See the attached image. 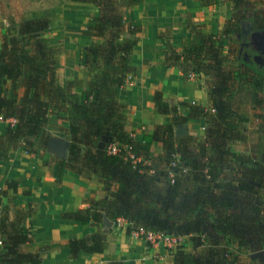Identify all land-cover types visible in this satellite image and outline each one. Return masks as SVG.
Listing matches in <instances>:
<instances>
[{
    "label": "trees",
    "instance_id": "1",
    "mask_svg": "<svg viewBox=\"0 0 264 264\" xmlns=\"http://www.w3.org/2000/svg\"><path fill=\"white\" fill-rule=\"evenodd\" d=\"M65 1L91 3L98 8V15L90 19L84 33L101 40L78 45L80 63L89 79L59 82L56 73L59 51L43 35L51 25L50 17L29 12L18 21L8 18L5 32L0 35V79L8 80L13 92L8 97L0 83V115L5 123L0 131V160L6 159L18 145L28 153L47 145L50 141L48 116L56 114L68 122V149L65 158L57 160V182L64 170L69 169L96 175L105 185L109 182L118 185L107 198L91 200L88 208L62 215L98 226L89 238L66 242L71 258H76L81 251L102 252L106 245L101 231L103 221L106 219L110 226L116 227L117 219L122 218L125 224L119 228L126 233L149 229L183 234L191 241L196 252L187 254L177 246L172 251L173 264H237L234 241L228 236L230 224L211 225L214 233L225 237L223 242L217 237H208L205 229L208 218L226 222L233 217L228 209L233 205L230 187L211 185L219 175L222 159L238 156L225 147L226 141L245 137L239 124L248 118L233 108V99L239 91L247 89L252 107L264 108V55L257 38L264 31V0H230L234 14L225 20L217 35L204 32L202 24L187 18L186 27L193 38L185 40L179 51L168 42L162 64L177 68L184 79L202 78L210 106L179 101L177 104L187 107V111L178 114L177 106H171L162 92L154 91V112L173 117L169 124H156L143 140L133 138L122 113L125 105L116 98L117 91L133 82L137 75L130 57L140 41L139 28L125 22L124 13L142 0ZM211 1L217 2L204 0L201 4H211ZM223 38H232L236 45L232 49L228 47L229 54L224 53ZM257 57L261 60L257 61ZM17 85L21 88L20 98ZM75 88L82 90L78 93ZM257 116L264 120V114ZM199 120L207 124V144L200 149V156L206 157L207 163L195 158L189 148V136L174 133L176 125L188 122L196 125ZM111 142L126 146L136 160L125 157L124 152L109 154L107 146ZM157 143L162 150L154 156L151 148ZM175 154L177 164L170 166ZM190 170L195 173L192 179L200 182V188L189 203L177 202L175 199L181 190L188 186L185 177ZM169 171L174 173L173 182L168 177ZM157 181L168 184L165 194L155 191ZM206 184L209 187L205 191ZM218 186L222 187L224 197L214 200ZM32 211L30 207L15 209L13 219L8 220L5 214L0 217L4 247L0 264H40L41 253L49 250L48 246L37 252L21 250V245L33 239L32 232L24 227ZM236 244L241 245L243 241Z\"/></svg>",
    "mask_w": 264,
    "mask_h": 264
},
{
    "label": "crops",
    "instance_id": "2",
    "mask_svg": "<svg viewBox=\"0 0 264 264\" xmlns=\"http://www.w3.org/2000/svg\"><path fill=\"white\" fill-rule=\"evenodd\" d=\"M208 11L207 6L199 4V0H142L125 11V22L139 28L137 36L140 41L130 57L131 66L137 70V75L133 82L117 91L116 98L125 105L122 113L135 140H143L156 124H169L172 121V114L154 112L152 94L156 90L162 92L170 105V100L174 99L206 108L210 106L207 86L202 78L199 81L184 79L177 68L162 64L163 50L168 42L179 51L183 42L192 35L186 27L187 18L205 25L204 32L215 34L221 29L224 19H219V24L217 22L214 28L206 20ZM97 15L98 8L95 5L74 1H67L38 15L51 19V25L43 35L59 51L56 73L61 84L75 78L89 79L87 70L80 63V50L76 46H86L101 40L84 33L90 19ZM211 15L213 14L210 13V19ZM260 34L264 35V31ZM256 60L259 61L258 57ZM0 83L6 88L7 96H11L13 88L10 82L0 79ZM16 89L20 98V86L17 85ZM81 90L75 88L78 93ZM247 92V89H242L233 99V108L248 118L246 122L239 124V130L245 137L243 140L225 143V147L238 156L229 157V160L227 157L222 159L218 167L219 175L211 182V185L216 183L224 188L230 187L233 205L228 209L233 217L226 222L208 218L205 229L208 237H217L223 242L225 237L214 233L211 225L230 224L231 233L228 236L234 241L232 247L238 254L237 264H255L251 254L247 255V260L243 259L246 256L241 253L242 247L244 242L257 240L256 232L261 233L259 237L264 235V147L252 150V146L257 143L253 139L264 127V120L257 118L258 114H264V108H253ZM238 96L246 99V110L241 108V104H235ZM181 111L178 109V114H185L187 107L183 106ZM4 124L0 115V131ZM178 126L186 129L180 136L190 137L189 148L195 158L201 163H207V158L200 156L201 146L207 144L205 121L199 120L196 125L192 122L176 125L174 130ZM67 127L66 120L50 114L47 124L50 141L56 144L67 141ZM151 150L157 156L161 153V144L157 143ZM62 157L48 143L35 153H28L22 145H18L6 159L0 160V217L5 214L11 220L15 209L30 207L33 210L24 221V227L32 232L33 239L21 245L23 252H37L48 246L49 250L41 253L40 264H173V250L169 251L162 244L151 246L134 232L126 233L124 229L112 226L104 228L103 224L101 231H104L106 238L103 251L92 254L81 251L76 258H71L70 250L65 247L66 242L69 239L89 238L98 230V226L62 215L79 208H88L91 200L107 198L116 191L118 185L115 182L105 185L96 175L79 174L69 169L64 170L61 180L57 182V160ZM235 161L240 164V169L231 168V163ZM194 174L191 170L186 174L188 186L181 190L175 201H192L200 188V182L192 179ZM221 186L215 188L214 196L217 197L214 200L224 197ZM208 187L207 184L204 185L205 191ZM167 190L168 184L163 181L155 183L156 192L163 195ZM175 208L178 209V205ZM207 208L211 209L208 205ZM247 230L251 231L246 232ZM180 236L183 241H187L186 245L189 247L185 253H195L192 242L183 234ZM2 240L0 235V254L4 251ZM240 240L243 244L237 245Z\"/></svg>",
    "mask_w": 264,
    "mask_h": 264
},
{
    "label": "rangeland",
    "instance_id": "3",
    "mask_svg": "<svg viewBox=\"0 0 264 264\" xmlns=\"http://www.w3.org/2000/svg\"><path fill=\"white\" fill-rule=\"evenodd\" d=\"M65 2H67V1H65V0H0V35L5 32V26L7 23L6 20L8 18H13L16 21H18L20 19V17H22V15L25 13L30 12V13H34L35 15H39V14H42L43 12H45L46 10L58 7L59 5L65 3ZM203 2H204V0H199V4H201ZM205 6H207V9H209V11L206 13V20L214 28L217 26V22L219 24V19H224V22H225V20L231 18L232 15L234 14L230 0H217L216 3H212V1H211V4H205ZM210 13L213 14V16L211 15L212 16L211 19H210ZM217 18H218V20H216ZM189 21L196 23L191 18L189 19ZM56 22H58V18H56ZM224 22H223L222 26L224 25ZM203 26L205 27V25H203ZM206 33H209V32H206ZM217 33H218V31L215 34L217 35ZM261 35L262 34L258 35L257 38L260 40L259 44L262 46L261 50H262L263 55H264V35H262V37H261ZM190 38L192 39L193 35L188 37V39H190ZM221 42L223 44L225 54L226 53L229 54L228 47H231L230 49H232V48H235V46H236L234 44V41L232 38L231 39L223 38L221 40ZM76 47H78V46H76ZM258 59L261 60L260 57H258ZM170 102H171V106H177L179 111L182 112L181 110H182L183 106L178 105L177 104L178 101L171 99ZM235 104H239V105L241 104L242 105L241 108L243 110H246V108H247L246 99L243 98L242 96H238L235 99ZM254 117H256L255 114H254ZM256 136L257 137L254 138L253 141L254 142L256 141L257 143L254 146H252V150H260L261 148L264 147V127L262 128V131L260 130V134H257ZM253 152H256V151H253ZM62 158H65L64 155ZM227 159L229 160L230 158L227 157ZM239 165L240 164L237 163V161H235L234 163H231V168H233V169L235 168V170H236L239 168ZM250 231L247 230L246 232H250ZM260 234H261L260 232L259 233L256 232L255 235H256V238H257V236H258V238L254 242H253V240H251L248 243L244 242L243 247H242V251H241L242 255L246 256V257H243L244 260L245 259L247 260L249 257L247 255L251 254L254 261H256L255 264H258V262H260L259 264H262V262L264 264V235L259 237ZM179 235L180 234H178V233H174V237H173L174 241H171L172 243L170 242L171 243L170 247H168L167 244L162 243V245L165 248H167L169 251L175 250V248L177 246H180L183 248L184 252L185 251L187 252L189 250V247L186 245L187 241H183V239ZM243 239H246V238L244 237ZM158 245H160V244H158Z\"/></svg>",
    "mask_w": 264,
    "mask_h": 264
},
{
    "label": "built area",
    "instance_id": "4",
    "mask_svg": "<svg viewBox=\"0 0 264 264\" xmlns=\"http://www.w3.org/2000/svg\"><path fill=\"white\" fill-rule=\"evenodd\" d=\"M107 152L109 154H117L119 152H124L125 157H130L134 162L135 157L128 151V148L124 145H119L116 142H111L107 146ZM173 160L170 163V166H175L177 164V154L173 155ZM138 160V159H137ZM185 169H183L184 171ZM173 172L169 171L168 177L171 182H173ZM125 224V220L122 218H118L116 221V227H121ZM136 235L142 238L145 242L150 244L151 246H155L158 244H167L168 247L171 246V241H174V233H168L165 231H153V230H144L140 229L139 231H133ZM180 236V235H179ZM181 237V236H180ZM171 242V243H170ZM176 247V246H175Z\"/></svg>",
    "mask_w": 264,
    "mask_h": 264
},
{
    "label": "water",
    "instance_id": "5",
    "mask_svg": "<svg viewBox=\"0 0 264 264\" xmlns=\"http://www.w3.org/2000/svg\"><path fill=\"white\" fill-rule=\"evenodd\" d=\"M260 34V33H259ZM258 34V35H259ZM257 35V36H258ZM260 43V42H259ZM186 132V129L183 127V126H178V127H176L175 128V130H174V133H175V135H177V136H180V135H183L184 133ZM49 145L50 146H52V147H54L60 154H62V155H65L66 153H67V149H68V141H65V142H60V143H58V144H56L55 142H53V141H50L49 142ZM103 227L104 228H108V227H110V224H109V222L105 219L104 221H103Z\"/></svg>",
    "mask_w": 264,
    "mask_h": 264
}]
</instances>
